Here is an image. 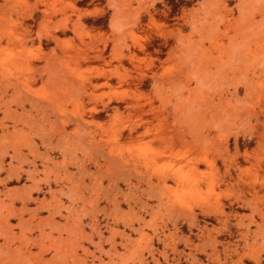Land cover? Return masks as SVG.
I'll list each match as a JSON object with an SVG mask.
<instances>
[{
    "label": "rangeland",
    "instance_id": "rangeland-1",
    "mask_svg": "<svg viewBox=\"0 0 264 264\" xmlns=\"http://www.w3.org/2000/svg\"><path fill=\"white\" fill-rule=\"evenodd\" d=\"M0 264H264V0H0Z\"/></svg>",
    "mask_w": 264,
    "mask_h": 264
}]
</instances>
